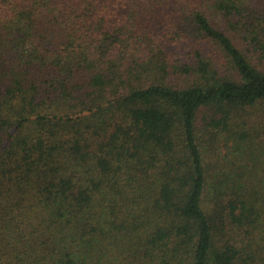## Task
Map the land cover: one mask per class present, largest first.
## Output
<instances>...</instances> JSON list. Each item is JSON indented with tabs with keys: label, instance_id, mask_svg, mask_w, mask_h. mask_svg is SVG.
<instances>
[{
	"label": "trees",
	"instance_id": "trees-1",
	"mask_svg": "<svg viewBox=\"0 0 264 264\" xmlns=\"http://www.w3.org/2000/svg\"><path fill=\"white\" fill-rule=\"evenodd\" d=\"M0 264H264V0H0Z\"/></svg>",
	"mask_w": 264,
	"mask_h": 264
}]
</instances>
